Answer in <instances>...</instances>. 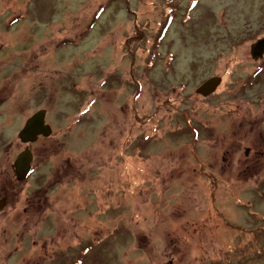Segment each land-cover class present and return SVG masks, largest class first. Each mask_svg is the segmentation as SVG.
<instances>
[{"label": "rangeland", "instance_id": "374dc122", "mask_svg": "<svg viewBox=\"0 0 264 264\" xmlns=\"http://www.w3.org/2000/svg\"><path fill=\"white\" fill-rule=\"evenodd\" d=\"M263 35L264 0H0V264H264Z\"/></svg>", "mask_w": 264, "mask_h": 264}, {"label": "water", "instance_id": "95a60500", "mask_svg": "<svg viewBox=\"0 0 264 264\" xmlns=\"http://www.w3.org/2000/svg\"><path fill=\"white\" fill-rule=\"evenodd\" d=\"M251 58L258 59L264 54V36L255 39L249 46ZM220 76H210L201 82L195 89L202 96H207L215 91L220 84ZM45 111L39 109L25 119L23 126L18 130L17 136L22 143L36 140L37 136H47L51 132L50 126L45 123ZM248 149V148H247ZM247 151V150H246ZM32 154L26 145L14 158L12 163L13 172L18 180L26 177L30 171V161ZM3 205L0 199V208Z\"/></svg>", "mask_w": 264, "mask_h": 264}, {"label": "flooded vegetation", "instance_id": "af4514ba", "mask_svg": "<svg viewBox=\"0 0 264 264\" xmlns=\"http://www.w3.org/2000/svg\"><path fill=\"white\" fill-rule=\"evenodd\" d=\"M131 66H132V64H131ZM45 114H46V113H45ZM45 123H46V122H45ZM24 145L26 146L27 144H24ZM25 146H24V147H25ZM31 154H32V152H31ZM30 163H31V161H30ZM33 171H34V168L31 167V164H30V171H29L28 174H29V175L32 174ZM76 178H77V180H78V177H76ZM2 192H4V193H3L1 196H4V195H5V196H4L5 198H4V203H3V205L1 206L0 210H2V208L5 206V204H6V199H7V198H6L7 196H6V194H5L6 192H5V191H2Z\"/></svg>", "mask_w": 264, "mask_h": 264}, {"label": "bare ground", "instance_id": "6f19581e", "mask_svg": "<svg viewBox=\"0 0 264 264\" xmlns=\"http://www.w3.org/2000/svg\"><path fill=\"white\" fill-rule=\"evenodd\" d=\"M221 78V77H220ZM204 81V80H203ZM44 121H45V118H44ZM5 196V195H4ZM4 196H0V199L2 200V202L4 203ZM7 198V197H6Z\"/></svg>", "mask_w": 264, "mask_h": 264}, {"label": "clouds", "instance_id": "9594fccd", "mask_svg": "<svg viewBox=\"0 0 264 264\" xmlns=\"http://www.w3.org/2000/svg\"><path fill=\"white\" fill-rule=\"evenodd\" d=\"M263 56H264V54H263ZM263 56H262V57H263ZM262 57H261V58H262ZM258 59H259V58H258ZM18 153H19V152H18ZM18 153H17V154H18Z\"/></svg>", "mask_w": 264, "mask_h": 264}, {"label": "trees", "instance_id": "16d2710c", "mask_svg": "<svg viewBox=\"0 0 264 264\" xmlns=\"http://www.w3.org/2000/svg\"><path fill=\"white\" fill-rule=\"evenodd\" d=\"M264 36V35H263ZM262 37V36H261Z\"/></svg>", "mask_w": 264, "mask_h": 264}]
</instances>
